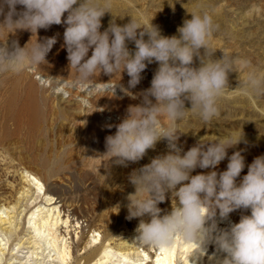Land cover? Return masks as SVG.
<instances>
[{
  "label": "clouds",
  "instance_id": "clouds-1",
  "mask_svg": "<svg viewBox=\"0 0 264 264\" xmlns=\"http://www.w3.org/2000/svg\"><path fill=\"white\" fill-rule=\"evenodd\" d=\"M113 3L0 0V27L14 34L29 31L36 35L40 29L66 25L63 47L70 70L77 73L68 87H83L86 94L100 91L95 77L103 73L111 77L103 83V91L116 96L119 89L133 99L142 97L140 104L128 107L121 123L108 125L117 130L106 137V152L102 154L108 158L106 169L113 165L127 167L142 160L149 149L155 150L158 142L167 141L166 154L157 155L128 176L135 192L127 196L126 219H139L136 241L157 248L171 247L179 241L196 245L201 256L211 244L216 249L217 255L211 258L215 264H264V155L250 165L242 154L246 149L229 156V149L248 143L243 127L221 128L220 135L200 137L187 151L179 145L181 135L187 133L181 125L189 119L198 118L205 127L216 124L221 116L219 100L229 89V74L239 72L237 60L227 53L223 52L221 59L212 58L215 51H210V41L219 26L206 11L191 13L192 18L177 29L179 35L168 37L158 26L132 15L128 23L118 25L117 17H124L113 14ZM106 13L112 14V20L102 32ZM31 40L24 47L15 39L0 43V73H18L45 63L57 42L55 36L45 37L29 47ZM130 42L135 44L134 53L128 47ZM196 58L199 67L194 66ZM152 63L159 67L151 87L134 95L130 89L141 82L142 73ZM124 72L130 77L128 86L121 82L113 85L116 74ZM239 87L264 90V75L250 73ZM186 102H190V108ZM165 117L170 122L167 126L162 124ZM225 159L227 169L218 171ZM245 167L247 174L241 178ZM198 168L211 171L193 175ZM169 199L171 210L161 209L159 205ZM240 209H250L251 214H242L239 223L232 222L230 214ZM225 222L227 226L220 227Z\"/></svg>",
  "mask_w": 264,
  "mask_h": 264
},
{
  "label": "rangeland",
  "instance_id": "rangeland-1",
  "mask_svg": "<svg viewBox=\"0 0 264 264\" xmlns=\"http://www.w3.org/2000/svg\"><path fill=\"white\" fill-rule=\"evenodd\" d=\"M18 10H20V6H18ZM205 11L213 16L214 23L219 26L210 41V51H215L212 58L221 59L223 52L227 53L237 60L239 72L229 74V89L219 100L221 116L215 121L216 124L208 125L207 128L198 118L189 119L181 125V130L187 133L181 135L179 145L187 151L197 143L200 137L220 135L221 128L238 129L243 127L248 143L242 142L235 148L229 149L228 152L231 156L234 151L246 149L242 154L245 156L246 164L250 165L257 156L264 155V90H246L239 86L240 82L243 83L247 80L250 73L264 75V0H114L113 3V14L124 17L123 19L117 17L118 25L123 26L128 23L131 19L129 15H132L142 22H151L158 26L161 34L168 37L179 35L177 29L183 26L186 19L192 18L191 13L201 14ZM66 16L67 13H65V18ZM2 19L3 17H0V21ZM111 20L112 14L106 13L101 21L100 30L102 32L108 28ZM65 28L66 25L63 24L52 25L48 29H40L36 35H33L29 31H17L14 34L12 30L0 27V43L7 39L11 43L15 39L18 40L21 47H24L32 38L29 44L31 47L37 40L42 41L45 37L55 36L57 39L56 44L46 55L45 63L29 66L20 72L27 74L40 89L38 94L47 98V104L51 106L53 113L51 116L48 115L46 121H39L33 127L30 125L29 118L23 115L19 128H16L12 122H7L11 102L20 103L19 106H21L28 97L26 86L29 82H17L19 72L0 73V161L2 162H0V197L6 202L14 200L16 211L19 213L16 214V221L19 225L18 236L19 239H23L21 245L16 246L19 239H16L14 235H8V248L12 250L16 247V249L12 252L9 251V255L6 256L7 249L0 264H5L6 257H12L11 254L18 257L13 260L16 264H58V260H54L56 258L54 253L52 259H46L47 252L43 253L42 249H36L40 246H34L32 242L35 237L31 238L33 234L30 232L32 231L27 229L26 215L31 210L28 200L29 197H32V200L35 198L36 190L31 188L27 197L23 196L21 199L19 194L6 190L5 184L8 182L14 183L18 188L21 186L19 185V176L14 172L20 165L17 170L23 167L31 170L42 181L45 188L48 185L56 184L53 190L55 198L63 197L67 200L69 198L68 201L74 203V206L81 210L75 219L78 217L79 225L83 227V232L85 231L86 234L90 223L106 224L108 221L106 226L111 228L116 225L127 228L130 226V220L126 219L128 216L127 196L135 192V187L128 180L129 174L134 169L150 163L157 155L166 154L168 151L167 141L162 140L160 143L162 148L159 150L149 149L146 156L138 163H130L127 167L113 165L110 169L105 168L108 158L103 157L102 153L100 154L98 151L99 142L94 141L93 138L90 139L91 136L88 132L90 121L93 118L99 121L100 134L114 135L116 127L109 128L108 125L121 123L127 115L128 107L140 104L142 97L133 99L131 96L124 95L119 89H117L116 96L114 93L103 91V83L111 79L103 73H98L95 77V83L100 87V91L86 94V89L83 87H68L77 79V73L75 69L70 70L67 49L63 47ZM128 47L134 53L135 44L130 42ZM201 52L203 53V49ZM91 54L92 50L89 51V56ZM194 66H200L198 58L195 59ZM158 67V63L149 64L142 73L141 82L130 91L135 95L150 88ZM121 75L116 74L111 83L115 85L121 82L127 87L130 77L126 72ZM65 92L68 93L67 97L64 95ZM53 94L62 98L63 102H58ZM153 102H155L154 98ZM186 107H191L190 102H186ZM82 116L83 118L80 119ZM169 123L166 117L162 118L164 126ZM211 138L209 136V139ZM89 149L93 150L95 155L97 153L99 158L97 155V157L92 156L93 152L91 151V155ZM1 156L4 158L6 156L7 160L2 159ZM95 157L97 161H95ZM57 158L65 162L63 172L61 170L59 172L58 168H55L56 164L54 163ZM43 160H47L49 165H44ZM227 164L228 160L225 159L217 170H226ZM71 165L73 169H71ZM52 167L56 170L52 169L51 171L49 168ZM6 168L10 170L11 176L6 177ZM207 171H211V169L198 168L192 174L196 175ZM247 171L248 169L245 167L241 178L247 174ZM27 188L29 189V187ZM10 193H12V197ZM40 201L41 199L37 203L41 204ZM42 202L44 203V201ZM161 204L159 207L162 206ZM234 212H240L243 215L251 214L250 209L247 211L240 209ZM64 226L62 231L65 230ZM78 237L75 238V242ZM134 239L135 247L139 250L131 252L130 258L131 262L140 263L139 260L144 258L141 252L148 250L149 246L136 241V238ZM99 242L100 236L96 243L99 244ZM116 260H118L117 257L113 259L112 264L128 263H119Z\"/></svg>",
  "mask_w": 264,
  "mask_h": 264
},
{
  "label": "bare ground",
  "instance_id": "bare-ground-1",
  "mask_svg": "<svg viewBox=\"0 0 264 264\" xmlns=\"http://www.w3.org/2000/svg\"><path fill=\"white\" fill-rule=\"evenodd\" d=\"M20 72L16 80L17 82H29V84H27L26 86L28 90V97L22 103L21 106H19L20 103L17 104V102L15 101L11 102L12 104L11 106H9L10 110L8 109L10 112L9 115L7 116V122H12V124H14L16 128H19L21 127L22 116L26 115L29 118L30 125L35 127L39 121H46L48 115L50 114L51 116V113L53 112L51 111V106L47 104V98L43 97V95L38 94V91L40 89L36 87V85L33 83L32 80H30L27 74L26 76L25 74H22ZM53 97L57 99L58 102L60 103L63 102L62 98H58L54 94ZM82 118L83 116L80 117V119ZM99 127H100L99 121L96 118H93L90 121L88 132L91 136L90 139L93 138L94 141L96 140V142H99L100 145L98 151L100 152V154L101 153L103 154L106 152L105 142L107 135L104 136V134H100ZM160 143L161 141L157 143L155 148L156 150L162 148V145ZM89 150H90V154L92 155L93 150L91 149ZM96 155L93 152L92 156H96ZM1 157L2 159L4 158V156ZM96 157H95V161H97ZM4 159H6V156ZM59 159L57 158V160H55L56 162L54 161L55 162L54 164H56V166L55 165L54 166L55 168L56 167L58 168L57 171L61 170L63 172V170H65L64 169L65 167L63 165L65 162ZM42 163L44 165L47 164L46 166L49 165L47 160H43ZM8 166L10 167V165ZM55 168L52 167L49 169H51L52 171V169L56 170ZM17 169L16 171H14L12 168V170L16 173L15 175L19 176L20 179L19 185L21 186L18 188L14 183L8 182L7 184H5V187L6 190L10 192H15V194H19L20 199L21 197L23 198V196L27 197V193L31 188L33 190H36L35 198L32 200V197H29L28 200L29 201L28 204L29 206H31L30 207L31 210L26 215V225H28L27 229H30L32 231L30 232L33 234L31 238L35 237L32 243L34 244V246L37 245L40 246L39 248L36 249H42L43 253L47 252L48 257H46V259H52V256H54L55 254L56 258L54 260H58L57 262L58 264H112L113 259L116 257L118 258L116 262L119 263L128 262L126 264H206V263L215 264V261L211 259L215 255H217L214 245L211 244L208 245L206 249V254L201 256L197 253L196 245H188L186 243H182L179 241L176 242L171 247H165V248L148 247V250L146 249V251L143 250L141 252L144 258L142 260H139L140 263L131 262V258H130V255H132L131 252H134L135 250L136 251L139 250V248L135 247L133 241V239L136 238L137 236L136 228L138 226L139 219L130 220V226L128 228L126 226L118 227L116 224H115L116 227L113 228H111L110 226L108 227L106 226L108 221L107 223L105 222L106 224L90 223L89 230L85 234L84 233L85 231L83 232V227L79 225L80 221L78 217L75 219L76 215H79V211L81 210H78L76 208L77 206L76 207L74 206V203L68 201L69 198L68 200L63 197L55 198L53 194L54 193L53 190L56 184L51 183L52 185H48L45 188L42 181L37 177V175L34 174V172L24 167L21 168L20 170ZM71 169H73L72 165H71ZM10 173H11L10 170L8 169L5 170L6 177L10 175ZM27 187H29V189ZM11 194L12 193H10V196L12 197L13 195ZM39 199H41L40 201L41 204L37 203ZM30 200H32V202H30ZM42 201H44V203ZM160 208L167 209L170 211L171 200L170 199L167 200ZM17 212L18 211H16V205L14 200L11 199L10 201L6 202L4 199L0 197V263L7 249H8V253L6 256L9 255V251L12 252L14 249H16V247L12 248V250L8 248L9 245L8 235L10 236L14 235L16 239H19L18 236L19 225L17 224L16 221L17 220L16 214L19 213ZM241 215L242 213L240 212H233L230 214V220H232L234 223H239ZM63 225H65L64 231L61 230L63 228ZM226 226H227L226 222L220 224V227L222 228ZM79 229L80 231H78ZM79 233L80 236L78 237ZM98 236H100L99 244L96 243L98 241ZM77 237L78 240H76L75 242V238L77 239ZM21 240L23 239H19V241L16 243V246L21 245L22 243ZM11 255L12 257L10 258L6 257L5 264H16L15 261L13 260L17 259L18 257L14 256L13 254ZM26 264H30V263H26Z\"/></svg>",
  "mask_w": 264,
  "mask_h": 264
}]
</instances>
